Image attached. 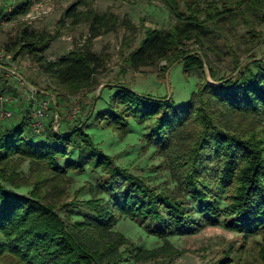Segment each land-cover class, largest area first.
Listing matches in <instances>:
<instances>
[{
	"label": "trees",
	"instance_id": "1",
	"mask_svg": "<svg viewBox=\"0 0 264 264\" xmlns=\"http://www.w3.org/2000/svg\"><path fill=\"white\" fill-rule=\"evenodd\" d=\"M164 1L176 22L168 28L147 27L125 63L140 69L161 60L167 67L181 60L186 73L198 69L204 80L189 101L178 104L167 95L144 96L119 85L109 107L98 111L95 120L120 137L126 134L128 118L150 124L144 140L169 160L179 193L158 190L116 164L86 129L92 114L67 128L61 121L55 129L50 121L37 133L27 109L17 124L0 128V264H119L133 244L114 228L121 216L147 219V229L164 237L160 248L147 250V255L137 252L136 258L155 256L163 249L170 252L167 235L175 230L193 233L218 223L245 235L264 229V125L259 124L264 121V53L251 54L244 64L237 61L232 75L216 77L207 51L201 50L211 48L210 42L223 33L226 14L245 18L260 10L264 0H223L222 9L213 0H205V8L188 0L187 11L180 10L176 0ZM30 3L20 0L8 12L0 7V20L25 13ZM77 6L70 5L64 15L73 23L89 21L90 37L58 59L43 54L56 33L25 26L6 45L15 56L30 52L53 84L70 92L95 84L104 59L91 48V38L102 33L100 26L110 30L118 24L112 15L78 11ZM204 63L213 82L205 76ZM41 90V95L48 92ZM241 118L255 126L242 124ZM189 125L194 128L191 134ZM25 160L33 178L27 182L18 171ZM86 167L103 171L100 185L107 198L79 199V187L66 199L67 172ZM28 185L27 193L19 190ZM220 189L227 193L224 208L217 198ZM77 204L87 208L82 219L61 215L60 210ZM225 212L228 216L221 219ZM231 260L223 257L213 264Z\"/></svg>",
	"mask_w": 264,
	"mask_h": 264
},
{
	"label": "rangeland",
	"instance_id": "2",
	"mask_svg": "<svg viewBox=\"0 0 264 264\" xmlns=\"http://www.w3.org/2000/svg\"><path fill=\"white\" fill-rule=\"evenodd\" d=\"M31 0L30 7L34 2ZM56 6L52 13H41L31 23L25 19V14L29 9L13 18L4 16L0 20V49L6 50V45L13 43L19 31L28 26L42 32L56 33L57 36L50 40L43 51V54L50 59H58L67 54L75 46H80L90 37V22L81 20L73 23L71 18L64 15L65 10L77 2L78 11L89 9L97 13H106L116 18L117 26L108 30L106 26H100L101 34L91 38V48L100 53L104 59L103 65L96 75V82L91 88H84L78 92H70L60 89L54 85L53 81L43 72L39 63L32 54L23 51L14 55L13 51L6 50L14 57L16 70L29 82L40 89H47L48 93L56 96L59 93L61 98L56 105L50 109L51 116L47 119L52 125L54 115H59V122L63 128H67L79 123L91 115L86 125L87 131L92 136L96 144L113 161L126 167L131 172L146 179L158 190L172 189L179 193L177 183L169 160L161 154L155 147L149 145L144 140V133L150 128V124H138L132 118H128L129 126L126 134L122 137L116 131L109 128L105 122L97 123L96 113L109 107L111 96L119 85H125L137 93L160 98L165 95L178 104L190 100L192 93L204 80L198 69L186 73L181 60L174 62L170 66L164 65L165 60H161L152 66L132 69L125 63V57L129 51L135 48L144 37L147 27L168 28L176 22L164 0H50ZM180 10L187 11L188 0H176ZM190 1V0H189ZM225 1V0H224ZM223 0H213L219 9L224 5ZM199 2L200 8H205L207 1L192 0ZM20 0H0V7L5 11L14 9ZM226 4V3H225ZM245 15L239 13L236 17L226 14L223 20V33L218 34L214 42H210V47L202 46L201 50L207 51L209 55L208 63L216 73V77L229 76L235 72V64L241 61L243 64L248 61L251 54L260 56L264 53V6L260 10H255ZM248 21V22H246ZM128 22L131 24L127 25ZM128 27L130 29H128ZM253 29L257 34L251 36L249 30ZM216 43V44H215ZM205 76L214 81L209 74L207 64L204 63ZM18 82L12 77L0 75V92H13L18 97L20 92ZM15 88H14V87ZM19 109L13 106V117L0 123V128L15 125L26 112L27 102L24 98L19 99ZM77 106L78 111L74 116H67L66 110ZM242 124L252 125L250 121L240 119ZM259 123L264 125V121ZM59 127V126H58ZM193 125H189L188 133H192ZM65 159H61L64 163ZM19 175L22 180L27 178L31 181L30 165L25 160L19 166ZM69 181L66 184L65 198L71 199L75 190L81 187L77 195L79 199L90 197L107 198L101 188L103 171L92 170L88 167L84 171L70 170L67 172ZM31 185L19 188L22 192H28ZM226 190L218 191V200L222 208L226 206ZM64 198V197H63ZM193 205V201H192ZM87 208L81 204L66 207L60 210L61 215H68L70 220L83 218V212ZM225 212L223 217L228 216ZM147 219L129 216H121L115 224V230L122 232L133 243L129 246L130 252L125 255L124 260L119 264H213L223 257H229L231 264H264V256L261 255L264 247V229L250 235L243 232L229 229L223 225L207 224L199 227L195 232L188 233L175 230L167 235L170 243V252L160 250L155 256L136 258L134 255L141 252L147 255V250L160 248L164 244V237L151 233L146 227ZM125 245L121 246L123 249Z\"/></svg>",
	"mask_w": 264,
	"mask_h": 264
},
{
	"label": "built area",
	"instance_id": "3",
	"mask_svg": "<svg viewBox=\"0 0 264 264\" xmlns=\"http://www.w3.org/2000/svg\"><path fill=\"white\" fill-rule=\"evenodd\" d=\"M14 1V0H11ZM56 4L50 0H39L33 3L29 11L25 14V19L31 23L41 13H52ZM11 11V8H9ZM0 75L13 77L18 82L19 96L16 97L12 92H0V123L11 119L14 114L12 103H19V99L24 98L29 109L31 118V127L37 132H44L47 125V119L51 116L50 109L57 104L56 96L52 93L41 95V89L29 82L15 68L14 57L6 50L0 49ZM78 111L77 106L70 107L66 110L67 116H74ZM55 129L60 125L59 115L56 113L53 117Z\"/></svg>",
	"mask_w": 264,
	"mask_h": 264
},
{
	"label": "crops",
	"instance_id": "4",
	"mask_svg": "<svg viewBox=\"0 0 264 264\" xmlns=\"http://www.w3.org/2000/svg\"><path fill=\"white\" fill-rule=\"evenodd\" d=\"M10 78H12V77H10ZM14 86L17 87V84H14ZM14 86H13V87H14ZM15 87H14V88H15ZM12 93H13V92H12ZM15 104H16V105H15V106H16L15 108H16V109H19V108H17V107H19L20 103H15Z\"/></svg>",
	"mask_w": 264,
	"mask_h": 264
},
{
	"label": "water",
	"instance_id": "5",
	"mask_svg": "<svg viewBox=\"0 0 264 264\" xmlns=\"http://www.w3.org/2000/svg\"><path fill=\"white\" fill-rule=\"evenodd\" d=\"M206 72H208L206 69H205ZM210 80V79H209ZM211 82H213L212 80H210ZM48 93V92H47Z\"/></svg>",
	"mask_w": 264,
	"mask_h": 264
}]
</instances>
